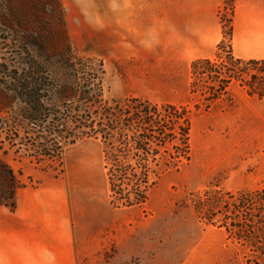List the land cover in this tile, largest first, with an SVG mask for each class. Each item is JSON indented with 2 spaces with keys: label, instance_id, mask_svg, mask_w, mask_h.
I'll list each match as a JSON object with an SVG mask.
<instances>
[{
  "label": "rangeland",
  "instance_id": "374dc122",
  "mask_svg": "<svg viewBox=\"0 0 264 264\" xmlns=\"http://www.w3.org/2000/svg\"><path fill=\"white\" fill-rule=\"evenodd\" d=\"M231 18L236 28L237 0H0V161L13 170L18 189L64 184L77 264H264V234L251 241L231 227L250 217L238 207L240 196L251 203L248 195L264 192V100L248 92L259 73L228 63ZM25 39L51 71L66 68L60 56L81 61L76 67L86 81L74 87L76 99L100 91L105 108L137 99L186 109L190 161L152 179L145 205L111 206L103 144L83 131L100 111L81 105L76 112V101L59 114L67 120L63 135L82 139L61 140L60 160L35 159L30 145L49 129L33 127L29 135L17 129L10 91ZM231 47L236 57L234 39ZM205 58L225 77L233 72L219 96L212 77L192 86V65Z\"/></svg>",
  "mask_w": 264,
  "mask_h": 264
},
{
  "label": "trees",
  "instance_id": "16d2710c",
  "mask_svg": "<svg viewBox=\"0 0 264 264\" xmlns=\"http://www.w3.org/2000/svg\"><path fill=\"white\" fill-rule=\"evenodd\" d=\"M228 24V31L224 33L229 40L228 63L239 70L248 71V68L258 70L259 74L250 77L248 92L250 96L254 95L264 100V61L245 62L232 54V18L228 20ZM23 44H25L26 53L20 54L21 64L13 79L15 85L10 91L18 102L15 119L17 129L27 135H29L27 131L33 127L47 126L49 129L46 137L30 145L33 149L29 151L34 150L37 154L35 159L60 160L63 152L61 140L65 139L66 143L74 144L82 139L74 136L69 140V137L63 135L67 120L59 114L64 104H70L71 110L76 101L80 106V108L76 106V112L83 107L94 106L100 111L95 119L90 121L89 127H84L83 131H89L86 136L90 138H100L103 144L111 206L130 209L145 205L152 187V179L159 178L167 172L179 170L190 161L191 124L186 109L172 105L159 108L137 99L121 106L116 104L115 108H105L106 106L102 107L100 91L97 95L83 92L76 99L78 92L74 87H78L80 81H86L84 73L76 67L82 66L81 61L73 55L60 56L66 68L62 72L51 71L46 69V65L38 62L27 47L34 46V41L25 39ZM225 45L224 40L218 45L222 53ZM41 58L47 63L51 60L49 56ZM192 68L195 76L193 88L198 87V83L203 82L205 77L209 79L212 77L218 83L220 91H215L214 97L224 92L233 78V72L229 71L230 76L225 77L227 73L214 71V64L210 59L197 60ZM46 88L50 89L44 95ZM4 155L7 156V153ZM15 179L10 166L0 161V204L12 210L15 208L18 190ZM262 195H264L263 191L248 195L254 201L251 203H248L247 199L243 202V197L240 196L238 207L242 212L245 210L244 214L250 217L244 222H238L237 225L236 223L231 225L236 229L237 234H248L251 241L257 235L264 234ZM254 198L261 201L257 202ZM240 210L237 213L241 214ZM248 246L251 249L256 248L252 242H249Z\"/></svg>",
  "mask_w": 264,
  "mask_h": 264
},
{
  "label": "crops",
  "instance_id": "0c3cea01",
  "mask_svg": "<svg viewBox=\"0 0 264 264\" xmlns=\"http://www.w3.org/2000/svg\"><path fill=\"white\" fill-rule=\"evenodd\" d=\"M232 26L236 58L264 61V0H237ZM69 206L62 182L19 188L13 210L0 205V264H77Z\"/></svg>",
  "mask_w": 264,
  "mask_h": 264
}]
</instances>
